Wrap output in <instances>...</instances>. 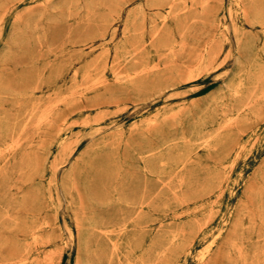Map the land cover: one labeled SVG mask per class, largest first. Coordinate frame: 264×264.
Instances as JSON below:
<instances>
[{
    "label": "rangeland",
    "instance_id": "obj_1",
    "mask_svg": "<svg viewBox=\"0 0 264 264\" xmlns=\"http://www.w3.org/2000/svg\"><path fill=\"white\" fill-rule=\"evenodd\" d=\"M0 264H264V0H0Z\"/></svg>",
    "mask_w": 264,
    "mask_h": 264
}]
</instances>
